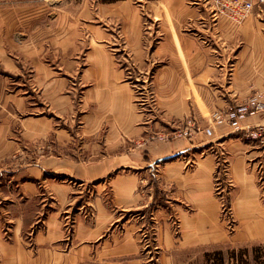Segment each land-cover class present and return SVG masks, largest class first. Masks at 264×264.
I'll use <instances>...</instances> for the list:
<instances>
[{
	"label": "crops",
	"instance_id": "0c3cea01",
	"mask_svg": "<svg viewBox=\"0 0 264 264\" xmlns=\"http://www.w3.org/2000/svg\"><path fill=\"white\" fill-rule=\"evenodd\" d=\"M3 1L12 12L28 9L30 4V0ZM97 1L120 22L125 48L135 63L143 61L152 67L153 58L165 60L154 69L151 81L157 89L181 90L183 113L199 104L213 109L209 116L237 106L251 91L264 88V21L258 16L234 24L221 16L210 17L206 5L184 6L183 0H141L137 4L149 5L153 16L150 27L153 30L154 26L157 33L142 35L141 13L133 5L134 0ZM93 2H80L88 21ZM187 17L190 18L181 27L179 21ZM9 20L2 24L9 22L5 26L14 31L17 21ZM18 22L24 25L25 20ZM86 31L85 38L68 31L65 35L54 32L33 45L22 31L17 32L23 34L20 38L16 33L10 39L0 34V264H180L182 254L186 259L194 255L204 260L207 250L221 247L223 235L216 226L217 220H213L215 226L206 227L207 220L216 218V210L202 209L205 202L214 199L207 179L213 158L208 153L202 156L206 149L204 142L199 141L201 132L196 133L194 140L191 137L185 147L163 153L150 162L149 169L155 164L161 167L162 178L117 172L100 181L99 177L114 169L111 160L79 162L49 154L45 145L39 155L33 150L35 156L30 160L14 154L25 148L20 138L42 140L54 130L58 139H71L68 125L58 128L55 121L58 116L67 115L68 119L72 112L73 75L78 66H83L80 80L95 81V89H131L123 76L124 66L117 65L114 54L99 46L103 43L94 45L113 39L96 29L94 32L93 22L86 25ZM43 42L51 50V58L57 59L54 64L42 60ZM214 60L220 64L214 65ZM28 89L36 93L30 95ZM31 97L46 100L49 108L57 111L56 117L28 114L25 110L30 105L38 107L30 101ZM121 104H125L124 97ZM108 105L101 100L96 112L87 107L82 119H106H99V112ZM124 112L122 109L121 114ZM125 113L120 116L121 122L117 120L118 127L128 126L129 130L141 132L139 117L129 108ZM255 113L251 112L243 122H249L248 126L264 124V111ZM16 123L20 127L18 135L13 131ZM219 126L213 129L212 137L227 135L225 140L235 131ZM187 150L192 161H186L188 177L181 185L187 187L185 201L191 205L189 209L174 201L175 194L161 189L173 184L166 174L167 166L174 160L167 159ZM226 150L236 175L231 201L242 219L235 244L263 243L264 189L257 172L264 167V145H240L237 141ZM178 166L183 169V164ZM110 187L108 194L106 188ZM170 203H174L172 208L182 218L177 233L166 220L167 212L172 210ZM151 218L154 224L145 231L143 227L151 223Z\"/></svg>",
	"mask_w": 264,
	"mask_h": 264
},
{
	"label": "rangeland",
	"instance_id": "374dc122",
	"mask_svg": "<svg viewBox=\"0 0 264 264\" xmlns=\"http://www.w3.org/2000/svg\"><path fill=\"white\" fill-rule=\"evenodd\" d=\"M81 1L83 2V0H30L28 9L19 11L14 10L12 12L11 10H7L4 1L1 2L0 0V18L2 19L0 23V34L3 38L10 39L16 33V36L19 35L18 37L20 38L23 34H18L17 32L22 31L24 35L27 36L29 44L33 45L42 41V39H47V37L43 36L54 34V32L55 34L61 33V35L72 32L76 33L79 38H81V36L85 38L87 34L86 25L93 22L94 32L96 29L100 31L101 34L106 33L107 37L113 39L111 41L107 39V41L95 42L94 45L96 46L97 43H103L99 46H103L114 54L117 65L124 66L125 73L123 76L130 84L131 89L128 91L118 89L110 91L95 89V81L86 80L85 82V79L80 80L79 76L83 66H78L73 75V81H75V83L72 84V89L74 91L71 101L72 112L69 113L68 119L66 117L67 115L62 117L58 116L57 118L59 120L55 121V127L58 128L68 125V129H70L72 134L71 139H64L63 141L60 137L58 139L54 130H51L42 140L38 139L34 141L20 138V140H23L22 142L25 148L23 152L20 150L19 152L16 151L14 153L16 157L25 156L26 159L30 160L35 156L33 150L39 152V150L43 148V145H45L46 152L49 154L68 156L79 162L95 163L103 160H111L114 163V169H111L109 173L99 177L97 180L100 181L111 178V176H114L117 172L123 175L141 173L143 178L155 175L158 176V178H162L161 167L155 164V166H151L152 169H149L150 162L152 163L157 156L163 153H171L185 147V145H188L187 141H190L192 138L194 140V137H197L196 133L201 132L202 134L200 135L199 141L204 142L203 146H205L206 149L202 156L208 153L213 158L212 166L208 169L207 179H209L210 190L212 191L214 199V201L209 200L205 202L202 209L205 211L216 210V218L207 220L206 227L209 228L210 225L215 226V224L212 223L214 222L213 220H217L216 226L221 230L223 235L222 245L220 248H217V246L207 250L204 253V260H199L197 256L194 255H190L191 258L186 259L184 254H182L179 259L180 264H196V262H198V264H218L216 262L217 254L215 253L217 251L223 253L224 264L236 263L229 252L235 251L239 253L243 247H246L248 250V252L243 253L244 257L258 254L260 259H263L264 242L247 244V246L239 243L235 244L239 241L236 235L242 227V219L237 216L238 214L235 212L236 204L231 201L230 191L236 182V175L232 173V163H230V155L227 153L226 149H228L231 143H236L237 141L240 145L260 144L263 146L264 132L261 136H257L254 132L257 127H264V124L248 126L249 122H243L246 116L251 113L238 117L235 121L230 120L227 113L235 109L233 107L225 111L212 112L208 116L209 112L213 109L211 110L208 106L203 107L199 105L198 101H196L198 105H196L194 109L191 108L190 112L183 113V106L181 105L183 92L177 89H157L153 81H151L153 76L152 72L156 67H160L165 60L163 61L161 58L157 57L153 58L154 64L152 67H147L143 61L141 64L135 63L134 60L129 57V52L127 48H125L123 33L118 19H113L112 17L114 16L110 15L108 10L103 9L104 5L94 0L93 5L90 6L91 9L88 10L91 18L90 21H88L89 19L86 18V10L80 8ZM140 1L141 0H134L133 5L139 7V13H141L142 35H150V31L152 34H157L154 30V26L153 30L150 27L153 16L151 15L149 5L146 3V6L141 7L138 5ZM142 2L146 1L142 0ZM182 3L184 6L205 5L203 0H183ZM253 16H255V13L248 17ZM190 17H187L184 21H179L181 22V27L183 22H187ZM11 18H13V21H17V26H14V31H10V27L5 26V24L9 22L2 24L9 19L11 20ZM21 19L25 20L24 25L19 24L18 21ZM176 27L180 28V25ZM160 33L159 31L158 34ZM204 42L206 44L208 43L207 41ZM46 47L47 45L44 44L42 49L44 50L42 51V53H44L42 60L54 64L57 62V59L54 60V58H51V50H47ZM145 58L146 57H144L143 60ZM218 61L214 60L213 64L216 66L219 65L220 63ZM149 62L150 61L147 60L148 64ZM227 63L231 66L230 59ZM31 85L33 84L31 83ZM26 92H30V95L36 93L33 89H28ZM252 92L253 91L248 95ZM185 93H187V91H185ZM248 95L245 98H247ZM123 97L125 98V104H121ZM99 100H102V103L106 102L109 104L108 107H104V112H101V109L99 112V119L103 117H106V119L103 118L100 122H89L88 120L82 119V115L87 107L89 108V106H91V109L96 112L97 104L100 103ZM30 101L35 102L34 104H37L38 107L28 104V106H31V108L25 110L28 114L36 115L45 113L46 116L51 115L56 117L54 113H57V111H53L52 108H49L48 102L43 98L31 97ZM37 101H39V103ZM168 102H170V106ZM128 108L141 120V126L143 127L141 132H134L133 128L129 130L127 128L128 126L124 129L118 127L119 122L122 121L120 116H123L125 112L127 113ZM122 109L125 110L123 114H121ZM260 112L262 111L256 113ZM217 113L220 115L218 118L216 117V115H218ZM133 124L134 122L132 123V127ZM219 125H226L236 131H232L229 134L231 136L229 138H232L230 141H228L229 138L224 140L227 135L223 137L220 135V138L212 137V135H214L212 134L213 129L220 127ZM13 131L16 135L19 134L20 127L18 123L14 125ZM234 132L237 134H234ZM163 149H166L165 152H163ZM39 154L40 152L38 155ZM188 155V150L177 155H170L171 157L167 160H174V162H170L167 166L168 175L166 174V176L169 178V182L173 184H167L166 187L164 186L161 189H166L169 194H175L176 198H174V201L179 202L185 208L189 209L191 205L185 201L187 187L181 185L184 177H188L186 172L188 168L186 165L188 164L186 163ZM188 161L192 160L188 159ZM123 162L127 163V165H122L121 163ZM136 164L138 166H136ZM182 164L183 169L182 166H178ZM257 178L259 182L263 183L262 188L264 189L263 166L258 170ZM177 179L179 180L177 181ZM106 189L107 193L111 194L112 187ZM173 204L174 203H170L171 208H169V210H172L167 212L166 220L173 231L177 233L180 231L182 225L180 219L182 218L179 217L177 215L178 213L172 208ZM153 222L154 219L151 218V223L144 225L143 228H146L145 231L154 224ZM142 241L146 242L144 240ZM207 253L210 254L208 257L206 256ZM250 264L260 263L258 260L255 262L251 261Z\"/></svg>",
	"mask_w": 264,
	"mask_h": 264
},
{
	"label": "built area",
	"instance_id": "2783aa9c",
	"mask_svg": "<svg viewBox=\"0 0 264 264\" xmlns=\"http://www.w3.org/2000/svg\"><path fill=\"white\" fill-rule=\"evenodd\" d=\"M203 2L212 18L221 16L234 24H239L255 13L264 21V0H203ZM233 108L235 109L227 113L232 121L251 112L264 111V88L254 90L243 102ZM217 114L216 117H220L219 113ZM263 132L264 127L259 126L254 134L261 136Z\"/></svg>",
	"mask_w": 264,
	"mask_h": 264
},
{
	"label": "trees",
	"instance_id": "16d2710c",
	"mask_svg": "<svg viewBox=\"0 0 264 264\" xmlns=\"http://www.w3.org/2000/svg\"><path fill=\"white\" fill-rule=\"evenodd\" d=\"M102 2H112V1H116V0H101ZM244 252H248L246 247H243L240 252H235V251H231L230 256L235 260L236 263H231V264H250L251 261L255 262L259 260L260 264H264V258L260 259V256L257 255H252V256H248L244 257L243 253ZM217 254L216 257V262L218 264H224V255L223 253L217 251L215 252ZM210 254H206V256L208 257Z\"/></svg>",
	"mask_w": 264,
	"mask_h": 264
},
{
	"label": "bare ground",
	"instance_id": "6f19581e",
	"mask_svg": "<svg viewBox=\"0 0 264 264\" xmlns=\"http://www.w3.org/2000/svg\"><path fill=\"white\" fill-rule=\"evenodd\" d=\"M183 7V6H182ZM72 12V11H71ZM138 22V21H137ZM178 46V45H177ZM179 50V49H178ZM186 69V68H185Z\"/></svg>",
	"mask_w": 264,
	"mask_h": 264
}]
</instances>
